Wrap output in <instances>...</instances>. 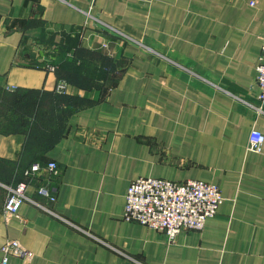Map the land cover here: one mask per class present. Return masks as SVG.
I'll return each instance as SVG.
<instances>
[{"label":"crops","instance_id":"obj_1","mask_svg":"<svg viewBox=\"0 0 264 264\" xmlns=\"http://www.w3.org/2000/svg\"><path fill=\"white\" fill-rule=\"evenodd\" d=\"M263 34L264 0H0V88L37 91L61 120L0 127V263L19 239L33 258L16 264H264V143L248 149L264 134ZM51 160L56 201L37 180L28 193L53 212L26 201L6 221L7 186ZM141 176L205 180L225 200L170 242L123 217Z\"/></svg>","mask_w":264,"mask_h":264},{"label":"built area","instance_id":"obj_2","mask_svg":"<svg viewBox=\"0 0 264 264\" xmlns=\"http://www.w3.org/2000/svg\"><path fill=\"white\" fill-rule=\"evenodd\" d=\"M55 70L54 66L50 67ZM257 82L264 100V34L260 63L257 66ZM11 88L9 90H14ZM57 94H68L70 84L58 79L54 88ZM264 143V134L253 129L248 149L260 152ZM61 168L54 160L46 164L34 162L25 170L28 180L8 185V195L3 214L6 221L20 217L21 205L28 201L53 212L52 209L31 197L28 189L32 181H39L37 192L51 202L56 201V194L49 182L58 179ZM225 200L218 184L201 179H188L182 182L158 177H138L134 179L127 192L123 217L127 221L138 222L157 229L165 234L170 242L183 230H202L210 217L217 215L220 205ZM3 256L0 264H16L12 256L26 260L33 258V252L27 249L19 239H9L1 248Z\"/></svg>","mask_w":264,"mask_h":264},{"label":"trees","instance_id":"obj_3","mask_svg":"<svg viewBox=\"0 0 264 264\" xmlns=\"http://www.w3.org/2000/svg\"><path fill=\"white\" fill-rule=\"evenodd\" d=\"M7 94L8 97L5 99V103H7L8 109L10 108L11 110H15L18 113V117H19L16 120L13 119V123H12L13 126H16L22 119H24L21 116L24 117L29 116L28 118L33 117L35 119H38V117L40 118V114L42 113L45 115H51L42 110V104L44 103L43 105H45L46 101L44 102V98L41 96V94H38L37 91L14 89V90H10V92H7ZM19 112H22V114H20ZM37 114L38 116H36ZM42 118L44 120H47L50 118V116H42ZM23 121L22 122L26 126L25 128L19 127L20 130H25L28 134H33L36 132V129L38 127L34 125V121L31 120L28 121L23 120Z\"/></svg>","mask_w":264,"mask_h":264},{"label":"rangeland","instance_id":"obj_4","mask_svg":"<svg viewBox=\"0 0 264 264\" xmlns=\"http://www.w3.org/2000/svg\"><path fill=\"white\" fill-rule=\"evenodd\" d=\"M7 92H10V91H8L7 89H2V88H0V127L2 128V129H11V130H16V129H19V127L20 128H25V126L26 125H24V121L23 120H31V121H34V125H36L37 127H41L45 122L47 123L48 121H50L49 122V124H48V126H52V124L54 123V121H56V123H57V125H58V127H59V124H60V118H56V119H53V116H52V114L51 115H45V114H40V118L38 117V119H35V118H33V117H31V118H28L29 116H26V117H24V116H21L22 118H24V119H22L16 126H13V119H18L19 117H18V113L15 111V110H11L10 108L8 109V105H7V103H5V99L8 97V94H7ZM47 100H50L49 99V97L47 96ZM5 103V105H4V103ZM47 106V103L45 102V106H44V108ZM20 114H22V112H19ZM27 115V114H26ZM36 116H38V114L36 115ZM42 116H50V118L49 119H47V120H44L43 118H42ZM23 121V122H22ZM36 121V122H35ZM28 125H29V123H28Z\"/></svg>","mask_w":264,"mask_h":264}]
</instances>
